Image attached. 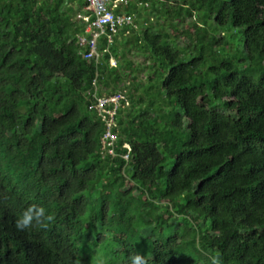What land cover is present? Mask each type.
Instances as JSON below:
<instances>
[{
	"label": "trees",
	"instance_id": "trees-1",
	"mask_svg": "<svg viewBox=\"0 0 264 264\" xmlns=\"http://www.w3.org/2000/svg\"><path fill=\"white\" fill-rule=\"evenodd\" d=\"M116 10L86 57L87 0H0V264H264V0Z\"/></svg>",
	"mask_w": 264,
	"mask_h": 264
},
{
	"label": "built area",
	"instance_id": "built-area-1",
	"mask_svg": "<svg viewBox=\"0 0 264 264\" xmlns=\"http://www.w3.org/2000/svg\"><path fill=\"white\" fill-rule=\"evenodd\" d=\"M125 1L126 0H87L88 7L92 10L94 15L93 19L91 20L90 24L86 26L85 30L92 31V29H94V35L89 41H87L83 36L80 37L81 43L87 41L89 44L90 51L85 54L86 57H90L96 54V36L101 35L108 41H111L113 40V37L118 29L121 28L124 23H129L131 21L130 13L116 11L119 3ZM114 96H116V101H113L111 99ZM121 97L122 95L120 93H117L111 96L98 98L97 100V102L101 101V110L99 111L102 113L103 118L108 117L109 112H112V124L110 126L107 125V128L105 130V132L109 131L111 135H114L110 132V127L114 125V109H116L117 105L119 104ZM105 103H113V108L107 109L105 107ZM105 132L103 133V136ZM114 139L115 135L113 136L112 140L114 141ZM124 146L128 147L127 144H124Z\"/></svg>",
	"mask_w": 264,
	"mask_h": 264
},
{
	"label": "clouds",
	"instance_id": "clouds-1",
	"mask_svg": "<svg viewBox=\"0 0 264 264\" xmlns=\"http://www.w3.org/2000/svg\"><path fill=\"white\" fill-rule=\"evenodd\" d=\"M55 219L53 215L46 214L44 207L37 205H30L21 214L20 218L17 219L15 227L17 230L23 231L35 224L47 228L48 223ZM73 264H83L82 259H77ZM97 264H105L103 259L98 260ZM130 264H147L145 257L137 252L130 257ZM212 264H221L219 257L212 258Z\"/></svg>",
	"mask_w": 264,
	"mask_h": 264
},
{
	"label": "rangeland",
	"instance_id": "rangeland-1",
	"mask_svg": "<svg viewBox=\"0 0 264 264\" xmlns=\"http://www.w3.org/2000/svg\"><path fill=\"white\" fill-rule=\"evenodd\" d=\"M117 11V10H116ZM216 40V39H215ZM133 64H132V68L135 69V66L137 64V61H139L140 59L138 57H136V55H133ZM142 60V58H141ZM114 62V59H111V63L113 64ZM141 76V75H140ZM142 77H143V74H142ZM113 101H116V96L112 97L111 98ZM100 103L101 101H98L95 105L97 106V109L98 110H101L100 109ZM115 111V109H114ZM111 115H112V112H109V116L108 117H104V121L105 123L110 126L112 124V118H111ZM114 135H111L109 133V131L105 132L104 136L102 135V149H104V151L108 152V153H112L113 151V138ZM111 137V138H110Z\"/></svg>",
	"mask_w": 264,
	"mask_h": 264
}]
</instances>
